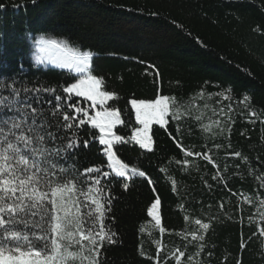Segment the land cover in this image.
I'll return each instance as SVG.
<instances>
[{"label":"trees","instance_id":"16d2710c","mask_svg":"<svg viewBox=\"0 0 264 264\" xmlns=\"http://www.w3.org/2000/svg\"><path fill=\"white\" fill-rule=\"evenodd\" d=\"M40 37L94 55L90 71L116 94L106 107L123 121L115 132L126 142L113 151L144 173L117 176L87 124L79 147L53 158L77 174L101 169L89 175L107 190L103 223L116 235L100 264H156L157 256L160 264H264V0H0V83L63 96L79 76L38 64ZM159 96L171 98L180 118L152 125L149 151L132 139L139 124L131 101ZM49 100L55 107L52 94H41L46 113ZM69 103L90 115L98 109L75 95ZM51 130L65 137L57 144L71 135ZM157 198L160 225L148 215Z\"/></svg>","mask_w":264,"mask_h":264},{"label":"snow or ice","instance_id":"6c2138e0","mask_svg":"<svg viewBox=\"0 0 264 264\" xmlns=\"http://www.w3.org/2000/svg\"><path fill=\"white\" fill-rule=\"evenodd\" d=\"M37 43L41 53L62 54L54 59L37 56L38 64L47 62L83 75L62 88L63 96L57 94L54 87L16 86L14 79L11 84L0 83V264H100V249L106 243H115L116 235L103 223L106 211H110L107 190L101 185L100 177L89 175L101 169L87 168L77 174L58 165L53 158L79 147V129L87 124L98 130L99 143L105 145L108 167L117 176L124 177L129 172L143 176L144 173L130 169L113 151L114 144L126 142L114 131L123 121L119 109L106 107L117 97L104 90L102 77L91 73L93 54L69 47L67 40L40 37ZM43 93L52 94L56 102L52 107V101H46L47 113L41 106ZM73 95L90 101L91 109L99 105L100 110L90 115L88 108L69 103ZM169 101L168 96L152 101H131L136 122L142 125V129L135 130L132 139L141 148L152 150L151 125L165 127L170 114L173 119L180 118L178 113L173 114ZM65 107L73 111L71 116L62 111ZM53 124L57 132L71 130L66 142L56 143L58 139L64 141L65 137H58L51 130ZM49 143L53 146L49 147ZM87 144L88 141H84L85 147ZM185 154L193 155L190 151ZM102 175L109 174L103 172ZM159 207L157 198L148 210L157 225L161 224V217L156 213ZM195 223L204 230L210 227L199 219ZM164 231L161 227L160 232ZM192 239L196 240L197 236L193 234ZM183 255L181 252L179 258ZM156 264H160L158 256Z\"/></svg>","mask_w":264,"mask_h":264},{"label":"rangeland","instance_id":"374dc122","mask_svg":"<svg viewBox=\"0 0 264 264\" xmlns=\"http://www.w3.org/2000/svg\"><path fill=\"white\" fill-rule=\"evenodd\" d=\"M45 38V37H44ZM39 40V39H38ZM37 40V41H38ZM57 40H62V39H57ZM39 45H38V43H35L34 44V48H33V51H34V57H35V61H36V57L37 56H49L50 58H55V57H57V56H59V55H62L61 53H58V52H55V51H53L52 53H41L40 51H39ZM69 47H71V48H74V47H72V46H70L69 45ZM80 52H83V51H81L80 50ZM94 57V55L92 56V58ZM42 65H44L45 67H52V68H57V69H62V70H69V69H66V68H60V67H57L55 64H51V63H47V62H45L44 64H42ZM70 71V70H69ZM75 73V72H74ZM76 75H78V76H81V75H83V74H78V73H75ZM170 104H171V98H170ZM98 109L97 110H99L100 109V106L99 105H97L96 106ZM134 109V108H133ZM135 110V109H134ZM139 124V123H138ZM118 125H120V124H118ZM118 125H116V127L118 126ZM115 127V128H116ZM151 127H152V125H151ZM151 127H150V135H151ZM139 129H142V125H140L139 124ZM114 131H115V129H114ZM135 133V132H134ZM134 135V134H133ZM135 141V140H134ZM136 142V141H135ZM151 148H153V143H152V145H151ZM147 150V149H146ZM125 177H127V175L125 176ZM127 179V182H128V178H126ZM128 184V183H127ZM157 211V210H156Z\"/></svg>","mask_w":264,"mask_h":264}]
</instances>
